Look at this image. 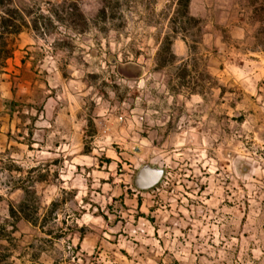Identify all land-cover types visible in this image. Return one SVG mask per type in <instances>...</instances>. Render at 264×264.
<instances>
[{
  "label": "rangeland",
  "instance_id": "374dc122",
  "mask_svg": "<svg viewBox=\"0 0 264 264\" xmlns=\"http://www.w3.org/2000/svg\"><path fill=\"white\" fill-rule=\"evenodd\" d=\"M9 8L0 264H264V0Z\"/></svg>",
  "mask_w": 264,
  "mask_h": 264
},
{
  "label": "trees",
  "instance_id": "16d2710c",
  "mask_svg": "<svg viewBox=\"0 0 264 264\" xmlns=\"http://www.w3.org/2000/svg\"><path fill=\"white\" fill-rule=\"evenodd\" d=\"M190 0H177V4H182L184 7L183 14L189 15L188 6ZM13 0H0V26L3 29H7L8 33H19L22 31L23 23H17L16 14L9 7L12 5ZM22 19V18H21ZM8 57V54H5V58ZM23 201H20L17 205L10 206V214L16 216L17 214L23 213Z\"/></svg>",
  "mask_w": 264,
  "mask_h": 264
},
{
  "label": "water",
  "instance_id": "95a60500",
  "mask_svg": "<svg viewBox=\"0 0 264 264\" xmlns=\"http://www.w3.org/2000/svg\"><path fill=\"white\" fill-rule=\"evenodd\" d=\"M134 150H137V147H134ZM164 171L163 167L147 161L137 168L133 184L139 190L151 189L161 181Z\"/></svg>",
  "mask_w": 264,
  "mask_h": 264
},
{
  "label": "flooded vegetation",
  "instance_id": "af4514ba",
  "mask_svg": "<svg viewBox=\"0 0 264 264\" xmlns=\"http://www.w3.org/2000/svg\"><path fill=\"white\" fill-rule=\"evenodd\" d=\"M137 150H139V151H140L141 149H140V148H137ZM156 185H157V184H156ZM156 185H155V186H156ZM155 186H154V187H155Z\"/></svg>",
  "mask_w": 264,
  "mask_h": 264
}]
</instances>
